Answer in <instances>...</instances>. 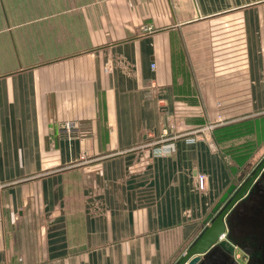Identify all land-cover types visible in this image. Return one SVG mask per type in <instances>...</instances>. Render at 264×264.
<instances>
[{"label": "crops", "instance_id": "obj_1", "mask_svg": "<svg viewBox=\"0 0 264 264\" xmlns=\"http://www.w3.org/2000/svg\"><path fill=\"white\" fill-rule=\"evenodd\" d=\"M263 136L264 0H0V264H175Z\"/></svg>", "mask_w": 264, "mask_h": 264}, {"label": "flooded vegetation", "instance_id": "obj_2", "mask_svg": "<svg viewBox=\"0 0 264 264\" xmlns=\"http://www.w3.org/2000/svg\"><path fill=\"white\" fill-rule=\"evenodd\" d=\"M260 143L256 161H242L243 164L222 192L226 195L225 199L214 212L218 213L236 189L244 185L260 166L247 189L223 217L225 228L220 240L228 242L230 247L224 249L215 242L198 264H264V136Z\"/></svg>", "mask_w": 264, "mask_h": 264}, {"label": "water", "instance_id": "obj_3", "mask_svg": "<svg viewBox=\"0 0 264 264\" xmlns=\"http://www.w3.org/2000/svg\"><path fill=\"white\" fill-rule=\"evenodd\" d=\"M256 168V170L251 174L250 178L247 182L242 184L240 187H238L231 197V199L226 203L225 206H223L218 213L214 214V212L217 210V208L220 206V204L225 199V193H223L217 202L211 207L209 213L206 215L204 222L208 221V224L205 226V228L202 230L200 235L192 242L187 248H185L183 254L179 256L177 262L175 264H183L185 261H187V264H198V262L202 259L204 254L207 252V250L215 243L217 242L220 246H222L224 249L227 247H230L228 242L225 240H220V237H222V234L224 232V221L223 217L228 210V208L238 199L241 197V195L244 193V191L247 189L248 185L251 183L252 179L257 174V171L259 169ZM212 214H214L212 216Z\"/></svg>", "mask_w": 264, "mask_h": 264}, {"label": "built area", "instance_id": "obj_4", "mask_svg": "<svg viewBox=\"0 0 264 264\" xmlns=\"http://www.w3.org/2000/svg\"><path fill=\"white\" fill-rule=\"evenodd\" d=\"M176 124H177L176 120H172V119L166 120V124L161 125L160 134L158 136V139H156L157 141H155V143H152V145L160 143L159 141H161L162 143L164 142V140H168L169 138H172L175 134H169L168 129L174 128ZM211 127H212L211 125H207L205 126V130H199L198 132L195 133L192 132V134L189 133L190 135L185 137V141L193 142L196 140L206 138L208 132L211 130ZM66 128H68V124ZM152 149L153 150H151V154H153V156L162 155L166 152V148H163L162 146L161 147L158 146ZM195 179L198 188L202 190L205 186V181H206L205 175L202 173H198L196 174Z\"/></svg>", "mask_w": 264, "mask_h": 264}, {"label": "rangeland", "instance_id": "obj_5", "mask_svg": "<svg viewBox=\"0 0 264 264\" xmlns=\"http://www.w3.org/2000/svg\"><path fill=\"white\" fill-rule=\"evenodd\" d=\"M27 233H30L29 231H27ZM28 244H30V241H28Z\"/></svg>", "mask_w": 264, "mask_h": 264}]
</instances>
